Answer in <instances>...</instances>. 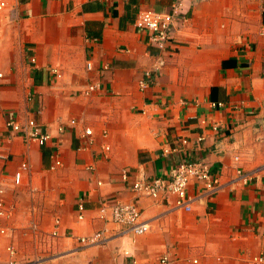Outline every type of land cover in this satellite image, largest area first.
<instances>
[{
  "label": "crops",
  "instance_id": "1",
  "mask_svg": "<svg viewBox=\"0 0 264 264\" xmlns=\"http://www.w3.org/2000/svg\"><path fill=\"white\" fill-rule=\"evenodd\" d=\"M8 1L0 23V185L10 215L0 264L10 246L17 264H263L264 0H181L184 19L162 71L134 22L176 0ZM146 70L153 83L141 90ZM93 83L100 89L86 95ZM30 118L50 133L45 145L28 147L6 127ZM183 139L179 152L163 154ZM190 159L208 162L220 187L207 197L204 185L192 184L190 211L177 208L175 195L154 201L121 180L124 168L172 177ZM23 162L30 167L17 185ZM103 200L136 205L150 231L119 234L99 216ZM102 230L97 245L80 242Z\"/></svg>",
  "mask_w": 264,
  "mask_h": 264
},
{
  "label": "built area",
  "instance_id": "2",
  "mask_svg": "<svg viewBox=\"0 0 264 264\" xmlns=\"http://www.w3.org/2000/svg\"><path fill=\"white\" fill-rule=\"evenodd\" d=\"M8 0H0V23L4 19L5 11L8 8ZM184 19L183 4L181 0H176L168 11L146 10L138 13L134 25L137 30L145 32L148 35L151 47L157 50L155 70L162 71L167 64V56L171 50L173 42V30L175 24ZM260 33L264 35V23L260 28ZM87 69L92 70L91 61H87ZM104 69H108L105 65ZM154 74L151 70H146L142 79L139 82L140 89L145 90L153 83ZM3 74L0 73V79ZM100 89L99 83H93L86 90V95H91ZM214 106H224L223 103L214 104ZM0 115H4V111L0 107ZM6 127L14 134H22L25 144L29 147L33 143L41 146L45 145L51 135L48 131H44L43 127L35 119H27L24 124L16 122L14 119L6 121ZM218 131L217 126L214 127ZM85 136L92 137V129H85ZM11 139V138H10ZM188 144L187 139L178 142L174 147H166L163 150L164 155H171L179 152L183 146ZM106 150L109 147L105 146ZM60 165V161L56 162L55 167ZM28 162H23L20 166V171L16 173L14 182L18 185L21 182L23 172L29 169ZM238 179L244 184L249 182L248 175L241 170H237ZM121 180L134 192L147 196L154 201H159L168 195L177 197V208H183L186 211L191 210L193 198L188 194L189 187L194 183L204 185L205 196L214 197L220 187L217 180L214 178L208 162L201 159H190L182 161L178 164L176 171L172 177L156 176L148 178L145 175H133L131 171L124 168L121 171ZM4 188L0 185V236H7L8 230L2 225V221L9 218L10 208L4 199ZM85 206L79 203L77 206L79 220H84ZM142 210L134 204L117 203L109 205L106 201H101L99 205V216L106 223H113L119 229V234L132 232L136 235H144L150 231V225L142 219ZM59 225V220L56 221V228ZM107 230H102L93 235L83 237L80 242L83 246H93L102 242L105 239ZM56 234V233H55ZM9 260L7 264H17L16 250L11 246L8 248ZM128 255V253L126 254ZM162 263H168V257H164ZM198 263L197 260L194 261ZM258 263H263V258L257 259ZM129 264H139L137 260L131 259Z\"/></svg>",
  "mask_w": 264,
  "mask_h": 264
},
{
  "label": "bare ground",
  "instance_id": "3",
  "mask_svg": "<svg viewBox=\"0 0 264 264\" xmlns=\"http://www.w3.org/2000/svg\"><path fill=\"white\" fill-rule=\"evenodd\" d=\"M138 262V261H137Z\"/></svg>",
  "mask_w": 264,
  "mask_h": 264
}]
</instances>
